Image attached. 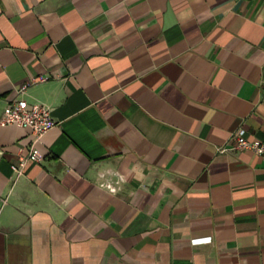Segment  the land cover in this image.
<instances>
[{"label": "crops", "instance_id": "0c3cea01", "mask_svg": "<svg viewBox=\"0 0 264 264\" xmlns=\"http://www.w3.org/2000/svg\"><path fill=\"white\" fill-rule=\"evenodd\" d=\"M15 99L58 125L0 126V264H264V0H0Z\"/></svg>", "mask_w": 264, "mask_h": 264}, {"label": "built area", "instance_id": "2783aa9c", "mask_svg": "<svg viewBox=\"0 0 264 264\" xmlns=\"http://www.w3.org/2000/svg\"><path fill=\"white\" fill-rule=\"evenodd\" d=\"M47 80L43 76L32 78L18 89V94H25L30 86L45 83ZM57 125L58 123L52 118L48 107L37 104L30 107L27 101L22 99L8 102L0 118V126H15L30 130L34 143H38L47 132L57 127ZM232 139L234 140L232 151L252 153L264 162V142L249 140L246 138L244 131L237 133ZM219 151L224 153L229 149L222 148ZM19 156L18 166L12 167L17 178L22 175L27 163H38L40 161V157L34 152L33 148L20 150Z\"/></svg>", "mask_w": 264, "mask_h": 264}]
</instances>
